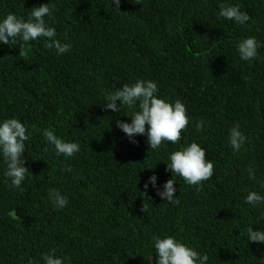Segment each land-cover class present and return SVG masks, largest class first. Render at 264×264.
Returning <instances> with one entry per match:
<instances>
[{
    "label": "trees",
    "instance_id": "16d2710c",
    "mask_svg": "<svg viewBox=\"0 0 264 264\" xmlns=\"http://www.w3.org/2000/svg\"><path fill=\"white\" fill-rule=\"evenodd\" d=\"M48 3L46 24L70 51L57 54L38 38L21 56L19 40L0 43V123L19 119L29 135L23 192L10 187L0 153V264H45L53 250L63 264H156V236L207 254V264H264V243L247 236L249 227L264 231V203L244 202L249 192L264 196V0H121L120 9L112 0H0V22L10 13L27 21ZM221 3L251 19L220 17ZM249 37L260 47L244 61L237 45ZM137 80L184 103L179 143L151 150L146 134L133 143L117 127L138 108L106 109V96ZM236 124L247 139L234 153ZM45 129L80 151L57 156ZM193 142L214 165L197 186L166 170L171 153ZM153 175L156 187L145 190ZM170 179L179 204L157 194ZM51 188L67 198L64 208L49 199Z\"/></svg>",
    "mask_w": 264,
    "mask_h": 264
},
{
    "label": "clouds",
    "instance_id": "9594fccd",
    "mask_svg": "<svg viewBox=\"0 0 264 264\" xmlns=\"http://www.w3.org/2000/svg\"><path fill=\"white\" fill-rule=\"evenodd\" d=\"M117 9H120L121 0H112ZM136 4H141V0H133ZM219 16L227 20H234L237 24L247 23L251 17L247 12H241L239 6H230L221 3L219 5ZM45 17H52V10L48 4L32 8L27 21L18 18L14 14H8L0 22V43L9 45L20 41V55L26 54V45L38 38H46L45 48L54 49L57 54H64L70 51L71 45L61 43L56 39V29L46 24ZM238 53L242 60L250 61L257 57V51L260 45L254 37L243 39L238 45ZM158 86L155 82L148 80H137L129 85L125 84L122 88L106 96V102L103 104L106 109L121 112L124 108H138L131 116V123L117 120L119 127L129 139L135 143L134 137L137 135H147L151 150L160 148L164 141L177 144L181 140V133L186 130L189 124V117L184 103L176 100L170 103L165 99L158 98ZM117 101L121 102L119 105ZM197 131L203 129V123L197 122ZM28 130L19 119L9 118L0 123V153L3 155L6 164L4 175L10 179V187L24 191L22 182L26 179L29 172L24 165L23 159L25 153V141L29 139ZM49 145H53L56 155H63L66 158L74 156L80 151V146L74 142H65L59 138L54 130L45 129L43 131ZM246 137L239 130V124L231 128L229 133V142L234 153L239 152L246 141ZM167 163V169L174 176H180L187 184L192 186L201 185L203 181L212 178L214 165L206 160V150L199 144L193 142L185 148L171 153ZM67 171L72 169L68 167ZM249 178L256 179L254 170L248 168ZM157 177L155 175L149 178L145 183V190L149 183L156 187ZM176 181L168 180L163 191L158 189L157 194L164 198L167 203L179 204L178 197L174 196ZM264 186V185H262ZM49 199L58 209L64 208L68 201L67 198L56 190L49 189ZM144 196L148 197L146 191ZM150 198V197H148ZM151 199V198H150ZM245 203L258 205L264 203V196L257 192H249L245 198ZM141 210L147 211V205H142ZM9 215L15 216L16 212H10ZM247 236L250 242L264 243V231H254L252 227L247 229ZM156 251V264H207L209 259L207 254H200L195 249L178 242L174 237L168 236L160 238L153 237ZM45 264H63V260L55 256V251L51 255L43 256ZM28 264H33L32 260Z\"/></svg>",
    "mask_w": 264,
    "mask_h": 264
}]
</instances>
